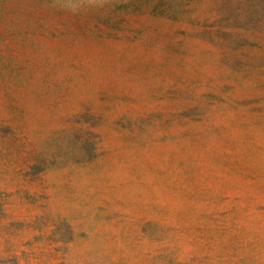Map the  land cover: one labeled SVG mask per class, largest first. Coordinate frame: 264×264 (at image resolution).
<instances>
[{"label": "rangeland", "instance_id": "obj_1", "mask_svg": "<svg viewBox=\"0 0 264 264\" xmlns=\"http://www.w3.org/2000/svg\"><path fill=\"white\" fill-rule=\"evenodd\" d=\"M0 264H264V0H0Z\"/></svg>", "mask_w": 264, "mask_h": 264}]
</instances>
